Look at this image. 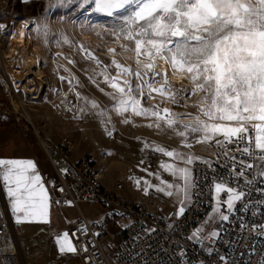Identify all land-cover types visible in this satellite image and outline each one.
I'll list each match as a JSON object with an SVG mask.
<instances>
[{
    "label": "snow or ice",
    "instance_id": "snow-or-ice-1",
    "mask_svg": "<svg viewBox=\"0 0 264 264\" xmlns=\"http://www.w3.org/2000/svg\"><path fill=\"white\" fill-rule=\"evenodd\" d=\"M65 2L75 3L80 10L119 20L108 33L114 37V42H125L120 43L123 52L134 53V67L115 59V48L107 49L113 54L110 64L103 63L83 45L81 51L85 53L84 59L94 61L97 66L103 65L98 75L111 88L108 95L115 102L114 110L124 116V123H129L128 114L144 117L150 121L148 127L169 130L181 138L186 149L191 150L194 144L218 147L222 149L220 154L232 163L230 176L234 179L244 177L246 185L253 183L246 172L255 165L238 159L235 153L264 164V0H61L62 5ZM158 61L168 64L173 74H179L188 85H173L167 72L158 70ZM110 66H114L115 74ZM60 79L66 78L60 76ZM69 90L74 91L71 87ZM157 96L156 104L145 106L147 99L156 100ZM75 98L84 100L85 106L80 108L82 113L88 111L89 104L92 110L99 108L95 100L81 97L79 92L75 93ZM163 103L191 107L196 111L178 113L161 108ZM98 115L104 117L105 113L100 111ZM111 134L109 131L108 135ZM153 151L174 157L184 165L162 163L160 166L183 184L161 181L165 186L156 188L168 196L173 195L169 189L175 188L177 200L183 205L190 199L189 190L194 187L192 170L188 166L202 158L191 151L166 150L160 146ZM230 151L232 156L228 155ZM202 162L212 167L211 161L204 159ZM258 175L264 176V168ZM0 180L18 223L48 222L50 198L32 160L0 158ZM135 183L139 185L140 180ZM144 184L147 192L148 181ZM257 190L264 192V189ZM215 191L227 193L223 203L228 212L236 211L237 202L247 196L246 192L223 182L215 184ZM257 203L264 204V200ZM184 211V206H180L178 214ZM213 211L219 214L221 221H229V215L221 211L219 203ZM240 227L243 229L245 225ZM253 227L255 229V225ZM260 228L259 234L264 235V224ZM203 231L197 228L190 239ZM218 235L213 230L205 238ZM56 244L61 253L77 251L67 231L56 237ZM258 264H264V255Z\"/></svg>",
    "mask_w": 264,
    "mask_h": 264
},
{
    "label": "rangeland",
    "instance_id": "rangeland-1",
    "mask_svg": "<svg viewBox=\"0 0 264 264\" xmlns=\"http://www.w3.org/2000/svg\"><path fill=\"white\" fill-rule=\"evenodd\" d=\"M118 23L117 17L80 10L75 3L69 5L65 2L62 5L61 0H0V24L4 26L2 29L8 38L14 36L11 39V46L13 39L28 33V39L37 47V50H34L36 54L33 52L34 56L40 54L46 59V63L42 64V75L46 83L44 90L41 91L43 81L38 77L25 76L27 80H35L34 83L27 82L26 85H30L40 94L36 104L28 105L27 114L55 143H71L73 157L93 159L101 172L108 169L106 183L116 186L122 182L125 186L122 195L136 199L145 188L143 182L145 180L141 181L143 164H148L144 156L154 158L159 153L153 151V148L160 146L166 150H196L206 156L211 153L214 146L194 144L189 150L182 146L181 138L171 131L148 127L150 121L144 117H133L128 114L129 123L123 122L124 116L114 110L115 102L108 95L112 91L111 88L103 77L98 75L103 65L97 66L94 61L84 59L85 53L81 51L80 46L83 45L97 56L104 55L108 48H115L118 56L122 58L120 43L125 42H114V37L108 33V30ZM84 36L90 37V41L81 39ZM132 54L134 55L133 52ZM99 59L105 64H110V59L105 56H99ZM110 71L115 74L114 69L110 68ZM60 76L66 79L61 80ZM21 85L24 86V83ZM70 87L74 91H70ZM76 92L88 100H95L99 108L92 110L89 104L88 111L82 113L80 108L85 106L84 100H77ZM192 99L195 100V97ZM69 101L71 103H68ZM149 105L152 104L147 99L145 106ZM0 107L12 108V105L10 101L0 98ZM160 107L165 108L164 103ZM14 109L18 110L19 106L16 109L14 105ZM172 109L178 113L196 111L183 110L176 106ZM100 111L105 113L104 117L98 115ZM109 131L112 133L110 136ZM146 144L149 147H145ZM0 158L32 160L47 192L49 180L56 179L54 168L36 139L32 127L24 119L20 122L13 119L0 124ZM261 168H264V164L259 161L258 171ZM130 170L133 172L130 173ZM137 179L140 180L139 185L135 183ZM0 181L11 207L10 198L2 180ZM149 182L154 184L151 180ZM155 194L158 198H165L164 194L157 190ZM215 202L216 206L198 227L204 231L191 240H204L214 245L219 235L205 238L213 230L218 233L220 231L219 214L213 210L218 203L221 211L227 208L226 204L221 202L220 193L216 191ZM80 211L89 221L102 219L104 212L100 207L86 203L80 205ZM80 211L71 203L65 205L49 203L47 223L40 221L18 223L14 214L15 227L26 264H82L76 252L61 253L56 244V237L65 231L68 232L80 217ZM126 226L121 220L117 224L109 225L108 235L102 241L108 259H112L115 246L121 238L120 231Z\"/></svg>",
    "mask_w": 264,
    "mask_h": 264
},
{
    "label": "built area",
    "instance_id": "built-area-1",
    "mask_svg": "<svg viewBox=\"0 0 264 264\" xmlns=\"http://www.w3.org/2000/svg\"><path fill=\"white\" fill-rule=\"evenodd\" d=\"M13 37L8 38L0 28V98L10 101L12 105V108L0 107V124L24 119L32 127L56 173V179L49 180V203L65 205L70 202L77 208L86 203L98 206L105 212L106 217L101 221H89L81 213L68 230L82 264H258L264 255V235L259 234L260 225L264 224V204L257 203L264 200V192L257 190L264 189V176L258 175L259 160L235 153L238 159L255 165L246 172L253 183L246 185L244 177L234 179L230 176L231 161L220 154L222 149L214 146L209 155L192 165V203L182 215L178 214L179 210L167 213L160 207L123 198L104 186L101 172L93 159L75 160L71 143L56 144L27 114L28 105L38 101L40 95L36 98L26 92L18 94V69L8 56ZM21 39L23 44L24 39ZM16 54L25 55L23 50ZM15 103L19 105L18 110L14 109ZM228 155L232 156L233 153L230 151ZM204 159L211 161L212 167L204 164ZM236 170L239 171V166ZM218 182L239 188L247 196L237 202L236 211L228 212L227 208H223L222 212L230 219L219 220V236L212 246L211 242L194 241L190 236L216 206L215 184ZM116 189L123 191L125 186L119 182ZM220 199L223 203L227 193L221 192ZM119 220L127 225L126 237L115 246L110 260L102 241L108 225L117 224ZM241 224L245 225L243 229ZM220 257H224V260ZM0 264H26L15 227V215L3 193L1 181Z\"/></svg>",
    "mask_w": 264,
    "mask_h": 264
},
{
    "label": "bare ground",
    "instance_id": "bare-ground-1",
    "mask_svg": "<svg viewBox=\"0 0 264 264\" xmlns=\"http://www.w3.org/2000/svg\"><path fill=\"white\" fill-rule=\"evenodd\" d=\"M24 39V43L22 44V39ZM29 38V34L25 33L22 35V37H17L15 39H13L12 41V46H11V51L9 53L8 56H10L11 58V63H16V69H18V77H19V83H18V92L21 93L23 92L25 94L26 93H30L31 95L35 96L36 98H38V92H36V90L31 87L30 85H26L27 82L29 83H34V79L32 80H27V78L25 79V76L27 77H38L40 80L43 81V84L41 86V91L44 90V85L45 83V77L44 75H42V64L46 63V59L44 57H41L40 54L37 56H34V50H37V47H35L32 42L28 39ZM84 41L86 40V42L90 41V37H86L84 36V38H81ZM82 40V41H83ZM81 42V41H80ZM81 46V45H80ZM22 50L24 51L23 56H19V54H16L17 51L22 52ZM31 50V53H30ZM34 52V53H33ZM94 53V52H93ZM36 54V53H35ZM122 58H120L118 56V54H115V59H117L120 63L122 64H126V65H130V66H135V55L132 54V52H122ZM95 56H97L94 53ZM99 56H105L107 58L112 59L113 54L108 53V51L104 54V55H98L97 57L99 58ZM8 57V59H10ZM158 70H163L165 72H167L171 82L173 85L179 86L181 84L187 86L188 85V81L184 80L181 78V76L179 74H173L171 68L169 67L168 64L164 63L163 61H158ZM15 66V64H14ZM111 69H114V66H110ZM24 83V86L21 85ZM20 84V85H19ZM40 95V94H39ZM156 95V94H154ZM34 97V98H35ZM150 100V104H156L159 100V97L157 96L156 100ZM191 103V101H190ZM36 104V103H34ZM16 109H18V104H14ZM166 108H170L172 109L173 107H175V105H172L170 103H164ZM179 109H183V110H195L194 108L188 107V108H184V107H180V106H176ZM130 172H132V170H130Z\"/></svg>",
    "mask_w": 264,
    "mask_h": 264
},
{
    "label": "crops",
    "instance_id": "crops-1",
    "mask_svg": "<svg viewBox=\"0 0 264 264\" xmlns=\"http://www.w3.org/2000/svg\"><path fill=\"white\" fill-rule=\"evenodd\" d=\"M56 143L57 144H61V142H56ZM172 150H174V149H172ZM175 150H179V149H175ZM179 151L188 152L187 150H179ZM191 153L194 154L195 156H198V157H201V158H203L205 156L200 151H196V150H193V151L191 150ZM73 158L75 160L81 159L80 157H73ZM144 158H146V161H147L148 164L147 165L143 164V170L141 172V176H142L141 177V181H143V180H147L148 181V185H149L148 186V191L145 192V190H144V191L141 192V194L136 199H130V200H136V201L148 203V204H150L153 207H160L167 213H170V212H172L174 210H179L180 206H184V208L186 210L192 203V188L189 190L190 199L185 201L183 205H181L178 202V200H177V195H176V189L175 188L169 189V190H171L173 192L172 196H168L164 192H161L165 196V198H163V199L156 197V194H155V191H156L157 187L165 186V185H161V183H160L161 181H164L166 183L180 184V185L183 184V181L177 180V178L174 177L171 174L170 171H165L160 165L162 163L178 164L181 167H183L184 165L181 162L177 161L174 157H171V158L170 157H166V156H164L161 153H158L154 158H148L147 156H144ZM192 165L188 166V167L191 168V170H192ZM145 169H147V171H145ZM108 171H109L108 169L107 170L104 169L102 172L100 171L101 175H102V183L104 184V186L108 190L117 193L119 196H121L123 198H127L126 195H122L123 191H118L116 189V186H112V185L110 186V185H108L106 183L105 177L108 174ZM132 172H130V173H132ZM192 175H193V170H192ZM149 180H151L154 184L152 185V183L149 182ZM191 182L193 184V177L192 176H191ZM145 187H146V185H145ZM127 199H129V198H127ZM181 200H183V196L182 195H181ZM79 211H80V208H79ZM80 214H81V211H80ZM102 216H103L102 219L94 220V221L104 220L105 217H106L105 212H102ZM109 225H112V224H109ZM109 225H108V227H109ZM108 227H107L106 235H108V232H109V228ZM125 229L120 231L121 238H120L119 242H121L126 237Z\"/></svg>",
    "mask_w": 264,
    "mask_h": 264
}]
</instances>
